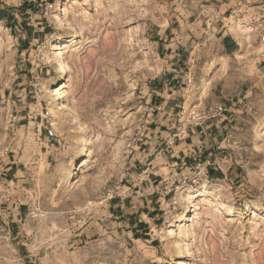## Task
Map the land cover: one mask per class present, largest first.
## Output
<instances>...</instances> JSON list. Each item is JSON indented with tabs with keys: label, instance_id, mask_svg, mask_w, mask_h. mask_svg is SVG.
I'll return each mask as SVG.
<instances>
[{
	"label": "rangeland",
	"instance_id": "obj_1",
	"mask_svg": "<svg viewBox=\"0 0 264 264\" xmlns=\"http://www.w3.org/2000/svg\"><path fill=\"white\" fill-rule=\"evenodd\" d=\"M74 1H0L10 14H0V164L19 171L0 167V264H264V49L250 32L252 8L225 20L244 32L237 53L213 29L229 4L258 0ZM178 29L194 41L185 65L193 101L160 139L179 145L202 132L210 120L176 135L180 114L208 115L232 79L237 105L212 119L228 122L217 156L179 180L180 169L164 168L169 183H151L141 161L156 139L151 98L171 68L161 42ZM73 32L66 106L54 117L60 80L47 54ZM205 187L179 222L186 194Z\"/></svg>",
	"mask_w": 264,
	"mask_h": 264
},
{
	"label": "crops",
	"instance_id": "obj_2",
	"mask_svg": "<svg viewBox=\"0 0 264 264\" xmlns=\"http://www.w3.org/2000/svg\"><path fill=\"white\" fill-rule=\"evenodd\" d=\"M261 1L262 0H258L257 3ZM253 3L238 4L235 2L231 5L229 4L224 11L225 17L221 16V18L216 19L215 25H213L215 36L219 45L226 53H237L239 51L241 37L236 36L235 32L231 30V26L225 23V20L227 21L228 16L237 8L248 9ZM0 9H4V4L2 2L0 3ZM0 14L10 17L9 10H0ZM12 21H14V19H12ZM243 33L244 32L241 31V35L244 36ZM190 37L191 35H186L183 30L178 29L172 33L170 38L166 37L164 43L161 42V50L165 55V59L167 61L171 60V68L168 70V75L166 77H161L154 83L156 90H153L154 94L151 98L154 108L159 109L155 122L156 124L152 129L156 139L155 141L152 140L151 147L145 149L142 153L144 162L141 160L142 163H144L145 180L151 183H155V181H158L159 184L165 181L169 183L168 179L163 174L164 168H169L170 170L180 169V173L176 172L177 175L180 176L177 178V180H179L187 176L188 170L189 172L192 171L194 167L193 164L197 159L204 157L206 154H208L209 157L217 156L215 150L219 148L218 145L228 126V122H225L226 117L220 120H210L207 122L202 132L198 128L197 132L191 133L186 140L179 142V145H177L176 141L173 139H160V133L164 135V132H168L167 130L175 126L174 121L176 120V116L181 112L185 104L189 101H193V98H191L188 92V73L185 69V65H187L189 60L188 53L191 45L194 43L193 40H190ZM256 61L262 64V68L264 69V52L259 55ZM237 82L238 80L232 79L227 89L222 87V93L219 94V92H217L218 94L213 95L209 103H223L228 111H233L234 106L237 105L236 100L239 89L237 88L239 82ZM257 94L259 96H264L263 86L257 88ZM165 126L167 127L166 129ZM0 167L5 171L14 169L16 175L19 173L18 169L14 166H7V162L0 164ZM4 174L7 175L6 173Z\"/></svg>",
	"mask_w": 264,
	"mask_h": 264
},
{
	"label": "bare ground",
	"instance_id": "obj_3",
	"mask_svg": "<svg viewBox=\"0 0 264 264\" xmlns=\"http://www.w3.org/2000/svg\"><path fill=\"white\" fill-rule=\"evenodd\" d=\"M78 0L74 1V3H77ZM56 18L61 22L60 16L56 15ZM62 24V23H61ZM249 28V27H248ZM231 29L233 32H235L236 36H240L242 29L239 26H231ZM10 39V38H9ZM78 41V34L76 32H73L70 36L65 38H59L52 44L51 51L47 54V59L54 64L56 73L58 74V79L60 80L59 87H54L55 89L53 91H50V97H51V108H49L50 113L57 117L61 114L62 108L65 107V103L63 101V97L66 95L65 89L68 87V81H67V75L68 70L70 68L69 60H67L66 57V48L75 45ZM241 56V55H239ZM214 64V63H213ZM218 64L221 66L222 74L226 72V69L228 67V62L226 59H219ZM206 82V81H205ZM203 83V82H202ZM209 83H203L201 86V90L204 89V93L208 91ZM208 192V189L201 188L193 193L186 194V198H188V202L191 203L186 211L181 215L179 222H184L190 212L192 211L190 207H196L197 200L201 199L203 196H205V193ZM184 197V195H183ZM185 200V199H184ZM194 207V208H195ZM198 207V206H197ZM196 207V208H197ZM193 208V209H194ZM171 226H175L174 223ZM170 232H173L174 229L169 230ZM178 247V245H177ZM179 248V247H178Z\"/></svg>",
	"mask_w": 264,
	"mask_h": 264
},
{
	"label": "built area",
	"instance_id": "obj_4",
	"mask_svg": "<svg viewBox=\"0 0 264 264\" xmlns=\"http://www.w3.org/2000/svg\"><path fill=\"white\" fill-rule=\"evenodd\" d=\"M249 11L250 16V32L255 36L257 42L262 46L264 49V0L260 3L251 6ZM264 52V51H263ZM226 107L223 103H215L210 105L209 107V114L205 111H200L196 106L191 107L188 110V121L183 114H180L178 118V127L176 135L188 132L191 126H201L207 120L216 119L225 115ZM192 128V127H191ZM201 167V163L197 164V168ZM206 175V173L204 174ZM203 174L201 171L198 172L197 179H201ZM7 178L0 177V189L2 186H7Z\"/></svg>",
	"mask_w": 264,
	"mask_h": 264
}]
</instances>
